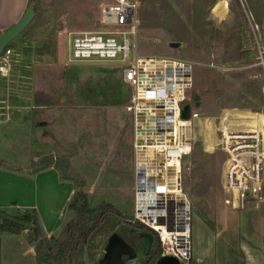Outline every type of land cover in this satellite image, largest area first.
Here are the masks:
<instances>
[{
  "label": "rangeland",
  "instance_id": "374dc122",
  "mask_svg": "<svg viewBox=\"0 0 264 264\" xmlns=\"http://www.w3.org/2000/svg\"><path fill=\"white\" fill-rule=\"evenodd\" d=\"M110 1L31 0L35 16L9 45L14 67L0 78V112L21 108L31 124L15 127L14 120L0 116L5 122L0 123V162L30 168L53 157L62 167L58 159L65 158L72 173L86 181L83 190L91 209L107 202L132 219L136 127L127 107L133 91L122 81V64L69 59L70 39L99 30L101 7ZM167 1L152 23L146 15L152 9L139 0L135 49L143 57L184 59L193 65L189 92L192 100L199 94L202 117L192 125V151L182 162V188L192 217L193 255L187 264H239L240 259L264 264V202L226 207V156L216 145L212 120L203 121L222 109H234L223 115L230 122L252 121L250 112L264 117V0ZM165 14L167 22L158 26ZM172 42L181 47L171 49ZM108 246L106 264L118 250H128L119 238ZM104 253L100 244L95 260Z\"/></svg>",
  "mask_w": 264,
  "mask_h": 264
},
{
  "label": "built area",
  "instance_id": "2783aa9c",
  "mask_svg": "<svg viewBox=\"0 0 264 264\" xmlns=\"http://www.w3.org/2000/svg\"><path fill=\"white\" fill-rule=\"evenodd\" d=\"M139 8V0L105 3L100 11V29L70 39L69 59L122 64V81L133 91L127 111L135 121L136 157L147 147L154 148L152 163L136 162V201L129 221H139L154 231L162 246L161 257H174L187 264L193 255L192 217L182 188V162L192 151L190 130L202 113L194 107L189 92L193 72L190 62L143 57L136 52ZM13 67V51L8 46L0 55V78L7 77ZM185 105L191 109L189 120L182 118ZM227 110L234 109H222L219 116L203 121L206 125L207 120H212L216 145L226 156L225 205L237 210L246 202H264V117L250 112L252 121L247 118L230 122L226 116L223 118Z\"/></svg>",
  "mask_w": 264,
  "mask_h": 264
},
{
  "label": "trees",
  "instance_id": "16d2710c",
  "mask_svg": "<svg viewBox=\"0 0 264 264\" xmlns=\"http://www.w3.org/2000/svg\"><path fill=\"white\" fill-rule=\"evenodd\" d=\"M141 2L143 6L147 5V8L149 6L152 9L153 12L146 14L152 23L157 20L158 11L161 12L163 5H169L167 0H141ZM167 20V15H163L158 26L161 24L164 26ZM53 160V157H49L42 166L35 163L30 168L12 167L0 162V168L30 175L55 168L61 180L71 182L74 187L73 200L68 206L69 211L74 213V217L66 224L58 238L49 239L44 234L35 210L21 215H10L0 210V233L20 235L27 231L26 236L29 242L35 246V264H87L88 261L92 264H106L103 258L108 253V245L112 238H119L126 245L128 250H119L124 253L122 262L126 264L140 252L141 235L148 233L154 236L156 244L143 264H156L161 257L162 246L154 231L139 221L135 223L129 221L130 218L124 217L123 213L110 203L104 202L91 209L88 195L83 190L86 181L72 173L69 160L58 159L61 160L62 167L55 165ZM119 222L123 223L121 227L118 226ZM99 236L106 237L107 240L96 243L95 240ZM100 244L105 253L96 261V250ZM239 264L246 263L240 259Z\"/></svg>",
  "mask_w": 264,
  "mask_h": 264
},
{
  "label": "crops",
  "instance_id": "0c3cea01",
  "mask_svg": "<svg viewBox=\"0 0 264 264\" xmlns=\"http://www.w3.org/2000/svg\"><path fill=\"white\" fill-rule=\"evenodd\" d=\"M29 3L30 0H0V34L19 21ZM11 107L8 106V111L0 112V116L7 121L14 120L15 127H24V122L27 125L30 115L27 116L28 113L21 108H16L15 112V108ZM4 120L1 119V122L5 123ZM1 137L0 135V139ZM74 193L72 183L61 180L55 168L34 175L0 168V210L10 215H21L35 210L44 234L49 239L58 238L66 224L74 217L73 212L68 210ZM228 214L230 215L227 216L235 217L233 212ZM240 248L245 250L244 245ZM26 260L28 264H35V246L29 242L26 234L2 233L0 264H25Z\"/></svg>",
  "mask_w": 264,
  "mask_h": 264
},
{
  "label": "water",
  "instance_id": "95a60500",
  "mask_svg": "<svg viewBox=\"0 0 264 264\" xmlns=\"http://www.w3.org/2000/svg\"><path fill=\"white\" fill-rule=\"evenodd\" d=\"M35 16V8L33 3H29L26 11L22 15V17L19 19V21L4 31L3 33L0 34V55L3 53V51L16 39L18 38L25 30L26 28L30 25L31 21L33 20ZM169 47L173 50H177L181 47L180 43L172 42L169 44ZM194 101V107L196 109H199L201 106L200 102V96L199 94H195L193 97ZM190 106L185 105L182 110V118L185 120H189L190 118ZM142 239V245L144 249V253H147L149 250V239L150 236L148 234H142L141 235ZM121 256V253L118 254ZM124 264L122 260L117 259L116 261L114 260L111 264ZM126 264H138L137 260L132 258L129 260ZM156 264H182L179 260H177L174 257H160Z\"/></svg>",
  "mask_w": 264,
  "mask_h": 264
},
{
  "label": "flooded vegetation",
  "instance_id": "af4514ba",
  "mask_svg": "<svg viewBox=\"0 0 264 264\" xmlns=\"http://www.w3.org/2000/svg\"><path fill=\"white\" fill-rule=\"evenodd\" d=\"M145 234H148V233H145ZM149 236H150V239H149V250H148V252L147 253H144V249H143V245H142V239H141V242H140V244H141V250H140V252H138V254H137V256L134 258V259H136L137 260V262H138V264H143V262L145 261V259L147 258V256H148V254L151 252V250L153 249V247H154V245L156 244V239L154 238V236L152 235V234H148ZM121 253V256H119L118 254H120ZM123 255H124V253L123 252H120L119 250L117 251V256L114 258V259H112L113 261L115 260H117V258L118 259H120V260H122L123 261ZM139 255H140V258H139ZM104 257H106V256H104ZM119 264V263H118Z\"/></svg>",
  "mask_w": 264,
  "mask_h": 264
},
{
  "label": "bare ground",
  "instance_id": "6f19581e",
  "mask_svg": "<svg viewBox=\"0 0 264 264\" xmlns=\"http://www.w3.org/2000/svg\"><path fill=\"white\" fill-rule=\"evenodd\" d=\"M184 129H185V127L181 128V130H184ZM213 130H214V126H213ZM208 131H209V129L206 128V132H208ZM153 153H154V148L153 147H147V151L145 153H139L137 155L136 162L137 163H145V162H147L149 164L152 163L153 162Z\"/></svg>",
  "mask_w": 264,
  "mask_h": 264
}]
</instances>
